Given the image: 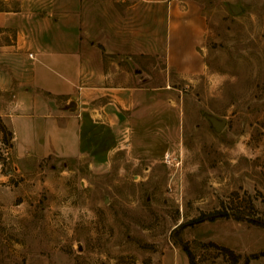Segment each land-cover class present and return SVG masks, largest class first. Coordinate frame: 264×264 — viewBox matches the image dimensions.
Instances as JSON below:
<instances>
[{
	"label": "rangeland",
	"instance_id": "obj_1",
	"mask_svg": "<svg viewBox=\"0 0 264 264\" xmlns=\"http://www.w3.org/2000/svg\"><path fill=\"white\" fill-rule=\"evenodd\" d=\"M157 1L123 5L146 99L107 163L19 156L0 120V264H188L182 244L195 264H264V0H196L194 73L186 39L160 50Z\"/></svg>",
	"mask_w": 264,
	"mask_h": 264
},
{
	"label": "crops",
	"instance_id": "obj_2",
	"mask_svg": "<svg viewBox=\"0 0 264 264\" xmlns=\"http://www.w3.org/2000/svg\"><path fill=\"white\" fill-rule=\"evenodd\" d=\"M1 1L0 120L10 129L14 152L103 166L146 99L131 66L148 53V43L146 34L143 40L133 34L131 13L123 7L130 0H96L92 9L85 0ZM157 2L166 6L160 50L165 45L170 54L186 39L194 50L178 62H198L189 69L197 72L205 26L199 3Z\"/></svg>",
	"mask_w": 264,
	"mask_h": 264
},
{
	"label": "trees",
	"instance_id": "obj_3",
	"mask_svg": "<svg viewBox=\"0 0 264 264\" xmlns=\"http://www.w3.org/2000/svg\"><path fill=\"white\" fill-rule=\"evenodd\" d=\"M181 249H182V251L185 253L186 257H187V262H188V264H195V263L193 262V255L191 254V252H190V250L188 249V247L186 246V244H182V245H181ZM222 249L225 250V251H227L228 253L231 254V252H230L228 249H226V248H222Z\"/></svg>",
	"mask_w": 264,
	"mask_h": 264
},
{
	"label": "water",
	"instance_id": "obj_4",
	"mask_svg": "<svg viewBox=\"0 0 264 264\" xmlns=\"http://www.w3.org/2000/svg\"><path fill=\"white\" fill-rule=\"evenodd\" d=\"M232 9V11H237V8L236 7H232L231 8ZM211 120V122H212V124H213V127H214V129L217 131V130H219V127L221 126V121H216L215 119H210Z\"/></svg>",
	"mask_w": 264,
	"mask_h": 264
},
{
	"label": "built area",
	"instance_id": "obj_5",
	"mask_svg": "<svg viewBox=\"0 0 264 264\" xmlns=\"http://www.w3.org/2000/svg\"><path fill=\"white\" fill-rule=\"evenodd\" d=\"M28 56H29V57H31V54H30V53H28Z\"/></svg>",
	"mask_w": 264,
	"mask_h": 264
}]
</instances>
